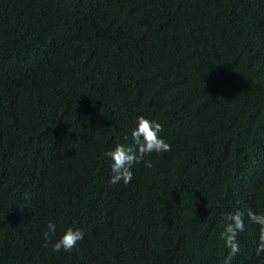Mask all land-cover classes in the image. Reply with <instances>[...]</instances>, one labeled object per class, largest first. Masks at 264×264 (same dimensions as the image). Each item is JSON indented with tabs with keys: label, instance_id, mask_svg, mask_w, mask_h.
<instances>
[{
	"label": "trees",
	"instance_id": "1",
	"mask_svg": "<svg viewBox=\"0 0 264 264\" xmlns=\"http://www.w3.org/2000/svg\"><path fill=\"white\" fill-rule=\"evenodd\" d=\"M140 116L171 151L112 184ZM237 209L264 214V0H0V264H224Z\"/></svg>",
	"mask_w": 264,
	"mask_h": 264
},
{
	"label": "clouds",
	"instance_id": "2",
	"mask_svg": "<svg viewBox=\"0 0 264 264\" xmlns=\"http://www.w3.org/2000/svg\"><path fill=\"white\" fill-rule=\"evenodd\" d=\"M104 37L99 34V38ZM31 48H34L31 46ZM57 50V49H55ZM64 78V76L62 77ZM39 87H37L38 89ZM36 89V90H37ZM57 91V90H56ZM54 93L52 95L55 97ZM51 96L43 97L40 100L44 114L48 111ZM162 125L154 120L146 119L143 116L137 118L135 127L131 130V143L118 144L111 151L106 152V156L111 159V177L110 183L119 184L123 181L128 184L132 180V167L141 161L146 167H152V162L145 157L152 153H165L171 151V146L160 135ZM127 139V138H126ZM245 215L249 223L259 226L258 244L256 255L264 253V214H258L248 209L245 213L239 209L226 213L222 217L223 231L220 238L225 242L230 250L224 260V264H231L232 258L240 252V245L237 239L238 235L245 230ZM48 231L44 233L43 247L51 246L53 252H71L84 238V233L79 229L67 228L65 232L55 241L52 236L55 235L56 225L53 222L47 224Z\"/></svg>",
	"mask_w": 264,
	"mask_h": 264
}]
</instances>
